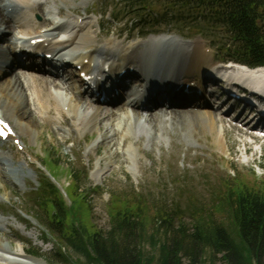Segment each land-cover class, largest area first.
<instances>
[{
  "label": "rangeland",
  "instance_id": "obj_1",
  "mask_svg": "<svg viewBox=\"0 0 264 264\" xmlns=\"http://www.w3.org/2000/svg\"><path fill=\"white\" fill-rule=\"evenodd\" d=\"M41 1L29 0L31 4ZM77 1H79L78 4H83L80 10L82 16H92L100 22L101 25L96 24L94 27L95 29L99 28L101 33L102 30L108 31L111 36L113 32L122 27V36L126 37L129 34V38L132 37L126 42L127 48L133 43H139L142 50L145 43L155 41L160 43L165 41L168 49L171 48L170 45L174 49H178L184 44L191 45L194 42H205L206 47L211 48L210 40L212 39L197 34L196 26L188 25L190 22L185 25L166 23L165 25L144 24L138 27L130 23L135 14L125 11L117 0ZM163 2L161 0H144V3L154 11H161V13L172 11L174 7ZM56 8L57 4L51 2L45 7L44 16L54 25H61L65 19L57 14ZM83 8L89 9L88 14L84 12ZM154 11H150L144 19L155 24L157 20ZM35 12L38 13V11ZM152 14L154 17L151 16ZM77 16L73 15L72 18L75 19ZM34 19L36 22H40L43 17L40 14H35ZM15 35H18L17 32ZM123 37L109 39L115 43L113 49L123 50L125 48V46L120 47L124 40ZM100 38L101 42L108 41H104L101 36ZM222 40L227 41L226 38ZM162 47L161 44L159 46L161 51L156 56L157 61L155 62V69L159 71L160 75L172 71L171 68L174 67L170 64L167 70H164L167 60L174 59L176 61L178 59L167 52L164 53ZM211 50L214 51L215 48H211ZM216 50L217 53L214 51L215 58L221 59L224 56V50L221 48H216ZM84 51L85 49L78 48L71 49L70 53L79 56ZM148 51L150 53L149 49ZM177 53L180 55L179 52ZM115 54L119 56L118 52ZM116 61L120 62L121 60L117 59ZM209 68L214 69V64ZM62 74L65 77L63 79L68 80L69 72L64 71ZM1 82L0 80V84ZM66 91L65 89L53 90V94L61 102L60 107L69 114L67 117L78 119L82 116V105L77 106L78 117L76 115L74 117L68 111L72 95ZM216 102L218 100H211V107L225 120L230 117L234 118L240 112V109L236 108L226 112L231 106V102H227L224 106ZM130 112L121 115L116 120L103 121L84 135L77 131V120L74 122V127L68 130L55 119L51 124H44L42 121L41 125L40 122L38 126L34 127L35 129H30L35 131L22 132L19 128L22 135L20 137L19 133L18 136L21 140L18 136L17 140L21 141L23 149H19L12 139L0 142V153L19 162V165H14V169L22 174L20 176L16 172L8 173L7 176L12 182L5 181V179H3L4 183L0 182V238L8 246L19 248L18 246L24 245L27 253L29 251H32L33 254L36 253L47 264H87L86 259L74 254L70 248L62 251L63 254L69 256L70 263L57 256L56 248H59L60 244L56 237L49 233L40 222V219L45 217L43 214L45 212L37 205L35 192L38 191L39 184L44 180L45 175L49 177L47 168H51L57 174V182L52 180L60 187L69 205L72 204L66 193L67 190L69 193L71 192L68 189L72 181L68 178L69 170L75 169L81 174L89 173L85 186L88 188L87 201L82 203V207L87 206L90 213L88 214L85 210L81 211L83 212L82 220L100 230L109 229L110 210L118 209L121 206V200L128 202L130 206L131 202L138 198V195L145 198V204L148 206L146 214H149L151 219L158 209L171 211L173 212L171 213L173 221L177 222V227L184 224L189 231H193L196 225L194 212L202 210L207 214H212L217 223L227 226L230 224V217L217 212L216 207L219 199L225 197L228 191L227 185L230 187L236 185L234 181L238 179V182H246L256 189L264 187V141H256L252 145L253 150L250 154H245L244 147L239 142L238 130L233 128V131L226 135L227 145L237 151V153H233L234 150L232 152L227 148L225 150L218 148L215 137L209 128L207 116L196 117V120L201 123L197 126V130L186 126V128L176 131L172 129L170 123L164 121L160 126V131L155 132L153 127L146 123L145 115L135 122L132 117H127L131 114ZM56 116L60 119L57 114ZM62 118L63 121L66 119ZM126 118L128 123L124 126L123 122L126 121ZM42 119L45 120V118ZM16 123L19 127L18 121ZM15 125V123L12 124L13 127ZM60 128L66 130V133L59 132ZM130 128L131 130H129ZM115 132L119 133L118 138L114 136ZM137 134L144 135L142 147L136 146L132 140H126L127 137H133L136 142L138 138L134 135ZM103 136L107 138L104 141H102ZM66 137H72V139L64 140ZM124 138L129 142H125ZM253 152H257V154L253 156ZM54 160H59L63 163L61 165L68 166L69 169L60 167L58 170H54L50 166ZM3 162L5 161L3 160ZM20 164L23 167H18ZM0 165H2L1 162ZM8 221L10 226L6 225ZM148 230L150 235L153 234L156 231L155 224L151 223ZM145 249L150 250L147 245ZM0 253L10 255L4 251H0ZM201 259V264H225L222 255L210 249L204 251ZM24 260L28 261L25 257ZM29 260L31 262V259Z\"/></svg>",
  "mask_w": 264,
  "mask_h": 264
},
{
  "label": "bare ground",
  "instance_id": "obj_2",
  "mask_svg": "<svg viewBox=\"0 0 264 264\" xmlns=\"http://www.w3.org/2000/svg\"><path fill=\"white\" fill-rule=\"evenodd\" d=\"M83 1L85 0H81V2ZM51 2L57 4V14L65 19L61 25H54L51 20L44 16L45 7ZM78 2L77 0H42L31 4L29 0H0V80L2 81L0 84V121L7 123L9 126L15 123V127H11L14 130L16 129V134L19 135L20 133L21 137V131L25 132L35 129L34 127L38 126L40 122L41 125L42 121L44 124H51L55 119L63 128L68 130L74 127V122L77 120V131L84 135L105 120H116L121 115L128 114L129 108H131V114L127 117H132L137 122L145 115L146 123L150 127L152 126L155 132L160 131V126L164 121L170 123L172 129L176 131L184 129L186 126H191L197 130V126L201 123L196 120V117L207 116L209 128L215 137V143L219 149L225 150L227 148L232 152L234 150L233 153H237L234 148H231L226 143L227 133L236 128L239 142L244 147L243 152L250 154L253 150V140H256L253 134L249 130L233 124L231 120H225L224 117H221L222 115L216 114L211 107L210 98L217 99L218 102L216 103H220L221 106L226 105L227 102L221 101L220 98L224 94L218 92L216 88L212 89L210 87L209 90L215 93L203 95L205 84L214 83L215 79H217L211 78V74L221 67V64L218 65L214 52L206 47L205 42H194L191 45L184 44L178 49H174L171 45V48L168 49L165 41L162 43L159 41L145 43L142 50L139 43H133V45L131 44L132 46L128 45L130 47L127 48L126 42L132 37L129 38V34L123 37L122 27L113 32L111 36L108 31L102 30L101 33L99 28L95 29L94 27L96 24L99 25L100 22L92 16H82L80 10L83 4L80 5ZM85 4L87 3L85 2ZM83 9L88 14L89 9ZM35 11H38V13ZM35 14L42 15L43 20L36 22L34 19ZM73 15L78 16L73 19ZM94 19L96 21L95 25ZM16 32L18 35H15ZM100 36L104 41H108L101 42ZM114 37L117 39L123 37V43H121L122 45L120 44V47L125 46L123 50L119 48L117 50L113 49L115 43L109 39ZM161 44L164 53L167 52L169 55L178 58L176 61L174 59L167 60V64L164 66V70H167L170 64L174 65L171 68L172 71H164L165 73L159 76V81L156 84L154 83L151 88H148L147 101L144 104L141 106H128L126 96L127 100H129L135 94L126 95L123 89L135 79L143 68H146L147 64L145 62L153 61L155 55L161 51L159 48ZM63 48L85 49L77 57V63L83 65L88 73H90V70H95L97 74L103 75L107 74L106 69L109 68L107 80L110 82L112 80L114 84H110L109 87L106 85L107 80L103 84L100 81L101 85L99 87L103 88L105 100L100 97L89 96L87 94L89 87L82 90L85 83L80 81L77 77L79 74L74 72L73 69H67V72H69L68 77L71 78L63 80L55 63L46 58H35L30 54L32 50L40 55L41 53H53V51ZM120 51H122L121 54H119ZM116 52H118L119 56L115 54ZM145 54L147 55L145 56ZM117 59L121 61L117 62ZM94 62L95 65L93 64ZM45 63L51 66L47 70V72L52 71L49 75L42 72L46 71L47 67L43 66ZM213 64L214 69L209 68ZM66 66L64 64L63 69ZM93 66L95 67L94 69ZM233 66L234 69L240 70L237 67L238 65L234 64ZM154 69L155 67L153 69L147 68L145 72L155 78ZM254 74L264 75V68L256 70ZM2 79L5 80L3 81ZM217 85L223 87L221 83ZM64 89L72 95L68 111L74 117L75 115L77 116V106L82 105V116H77L78 119L67 117L69 114L60 107L61 102L53 94V90ZM187 89L188 92L185 91ZM198 90H203V92L199 93ZM130 100H135V98ZM237 104L238 102H233L227 112L236 108ZM247 108H252V104H246L244 110H248ZM244 110L238 114L237 119L246 113ZM56 114L60 119H58ZM61 116L64 119L67 118L63 121ZM42 118H45V120ZM263 118L259 113L257 124ZM16 121H18L19 127ZM123 123L124 126L127 125L128 119L126 118ZM63 128H60L59 132L66 133ZM114 136L118 138L119 133L115 132ZM134 136L138 138L136 142L133 137H127L126 140H132L136 146L142 147L144 135L137 134ZM9 139L16 140L17 136L13 134ZM67 139H72V137H66L64 140ZM105 139L107 138L103 136L102 141ZM252 154L255 156L257 152ZM8 158L10 157L0 153V162L2 164L0 165L1 183H4L3 179L12 182L7 176L8 173L13 174V172H16L22 176L20 171L14 169V165H19V162L14 160V158ZM18 167L21 168L23 166L20 164ZM6 225L10 226V222H6ZM18 247L11 248L0 238V251L10 253L9 256L5 255V253H0V264H47L42 258L28 255L24 245ZM24 257L28 261H25ZM29 259H31V262Z\"/></svg>",
  "mask_w": 264,
  "mask_h": 264
},
{
  "label": "trees",
  "instance_id": "obj_3",
  "mask_svg": "<svg viewBox=\"0 0 264 264\" xmlns=\"http://www.w3.org/2000/svg\"><path fill=\"white\" fill-rule=\"evenodd\" d=\"M117 1L129 13L142 12L133 17V25L149 24L144 17L152 9L144 0ZM161 1L174 8L170 12L155 11L156 24L190 22L188 25L196 26L197 34L211 38L215 48L224 50L223 59L264 66V0ZM225 38L227 41L222 40ZM52 165L57 170L62 167L59 160ZM68 176L72 180L70 190L78 196L79 205H68L47 178L35 192L37 205L45 212L40 220L59 242L56 255L65 262L70 263V259L62 251L70 248L87 264H201L202 254L210 249L222 255L225 264H264L263 186L256 189L238 179L234 181L236 185H227L225 197L216 204L217 212L230 217L227 226L202 210L194 212L193 231L184 224L177 227L171 211L158 209L151 219L146 214L145 198L138 195L130 206L121 200L118 209L110 210V227L100 230L82 220L88 172L81 174L72 169ZM151 223L156 231L150 235ZM146 245L150 250L145 249Z\"/></svg>",
  "mask_w": 264,
  "mask_h": 264
}]
</instances>
